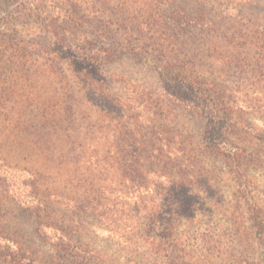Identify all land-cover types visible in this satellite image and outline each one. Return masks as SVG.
Returning a JSON list of instances; mask_svg holds the SVG:
<instances>
[{"label": "trees", "instance_id": "16d2710c", "mask_svg": "<svg viewBox=\"0 0 264 264\" xmlns=\"http://www.w3.org/2000/svg\"><path fill=\"white\" fill-rule=\"evenodd\" d=\"M190 1L194 13L175 0H0V186L54 251L0 226V264H264V191L253 174L264 172V129L251 121L264 117V24L207 22L206 4L255 0ZM34 26L43 40L29 36ZM123 54L201 118L202 148L170 125L175 114L99 111L86 129L98 134L90 155L64 131L67 145L37 146L40 158L13 163L33 119L5 111L10 76L66 94L76 79L115 102L111 85L129 80L103 67ZM33 114L30 133L40 134L47 114ZM209 158L222 164L228 190Z\"/></svg>", "mask_w": 264, "mask_h": 264}, {"label": "rangeland", "instance_id": "374dc122", "mask_svg": "<svg viewBox=\"0 0 264 264\" xmlns=\"http://www.w3.org/2000/svg\"><path fill=\"white\" fill-rule=\"evenodd\" d=\"M23 1V0H20ZM177 3L179 7L182 6L184 10L189 13H194L198 5L190 0H175L174 5ZM181 5V6H180ZM205 13L207 22L210 21V26L214 28H221L226 20L230 22H247L248 19L255 20L256 26L264 24V0H255L252 3L238 4L236 2H224L223 4L209 3L205 5ZM3 14H0V30L4 27ZM226 18V19H224ZM10 31V30H7ZM30 37L36 36L43 40L42 32L34 26L29 32ZM38 58L37 56H34ZM69 73L67 69H63ZM103 71L108 74L111 72H117L129 81L126 83H113L111 90L115 93L116 101L112 102L104 95H99L93 92L92 85L83 84L82 82L73 79L71 86V94L62 92L59 88V84L52 83L46 84L43 88L42 82L36 77L26 80L10 78V89L7 91L9 97L4 103L7 107L5 111H14L16 117L32 118L29 120L31 125L24 138V145L15 147L13 153V163L20 167L29 165L32 162L31 159L36 160L40 158L39 149L37 146L42 147L43 153L48 150L47 147L51 145V142H55L59 145H67V140L64 131H69V135L73 140L78 136L76 141H73L74 147L78 145H85L87 149V155H90L91 148L95 147L97 142V135L93 132H89L90 125L97 117L98 112L106 111H164L169 112V120L175 114V119L170 125L176 124L182 130L187 131L193 141L198 147L204 146V123L201 118L183 107V105L176 104L172 101L169 93L164 90L162 83L158 79L157 75L151 72L143 65L142 61L131 57L129 54L120 55L119 61L116 64L103 67ZM213 76V75H212ZM12 90V91H11ZM34 93V97L32 96ZM50 98V104L46 100ZM49 104V105H47ZM160 108V109H159ZM4 111V109H2ZM37 111H44L46 115L49 111H58L56 116L47 114L44 120L46 121L47 128L41 129L42 133H30L37 124L38 120L33 113ZM174 118V117H173ZM257 127L264 129V117L263 115H256L252 120ZM73 129V130H68ZM87 129V130H86ZM53 130L59 131L60 141L55 139ZM105 134V132H103ZM44 137V138H43ZM101 144H105L101 142ZM70 145V146H71ZM207 169L213 174H217L220 184L223 186V190H228L227 181L225 180V174L223 173V167L220 161L212 160L209 158L204 163ZM254 177L258 182V192L263 195L264 191V172L260 169L253 171ZM0 186V226L5 231L9 232L12 236H19L20 240L26 245L36 247L43 253H53L52 247L49 243L42 238L37 232V225L32 214H29L15 201L11 200L4 189ZM227 193V192H226ZM105 235L100 229L96 230ZM109 249L110 252H116L117 248Z\"/></svg>", "mask_w": 264, "mask_h": 264}]
</instances>
